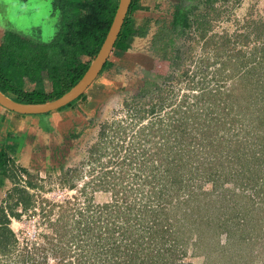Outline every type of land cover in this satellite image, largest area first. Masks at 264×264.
<instances>
[{
	"label": "rangeland",
	"instance_id": "374dc122",
	"mask_svg": "<svg viewBox=\"0 0 264 264\" xmlns=\"http://www.w3.org/2000/svg\"><path fill=\"white\" fill-rule=\"evenodd\" d=\"M174 1L144 0L149 9L136 10V16L142 23L139 29L145 28L138 38L144 51L152 41L157 49L156 36L163 31L158 25L167 26L161 37L168 52L177 56L178 74L153 91L149 103L137 109L121 107L120 97L135 93L142 69L151 67L150 62L143 67L119 61L122 72L112 81L120 85L118 97L109 87L104 89L107 74H116L113 68L104 71L105 82L92 85L89 93L99 99L89 112L95 108L97 116L101 114L97 121L106 117V123L102 134L96 121L76 139L78 147L66 155L72 168L63 177L59 169L32 171L34 187L25 189L30 194L25 209L12 205L16 194L10 190L12 182H18L17 172L3 181L0 200L6 197L2 203L18 212L8 223L17 246L34 238L44 242L41 235L56 233L61 239L57 245L73 248L72 234L105 224L117 236L122 229L145 236L153 234L158 226L154 221L161 218L162 223L171 222L170 235L185 240L186 254L176 257L178 263L264 264V141L258 138L264 130L245 117L241 125L228 121L240 113L230 100L241 91L236 94L239 83L248 79L249 84H264V0H190L192 13L202 22L180 30L170 27ZM25 2L32 14L34 1ZM145 17L153 20L143 23ZM42 78L48 90L49 77L43 72ZM235 138L245 142L241 161L233 159L230 150L236 147ZM88 139L89 147L84 145ZM171 183L181 186L175 190ZM233 212L238 215L231 220ZM168 234L161 236L164 245L174 243L168 242ZM200 236L207 239L203 247ZM161 237L156 244L162 243ZM6 254L0 253V264L8 261Z\"/></svg>",
	"mask_w": 264,
	"mask_h": 264
},
{
	"label": "trees",
	"instance_id": "16d2710c",
	"mask_svg": "<svg viewBox=\"0 0 264 264\" xmlns=\"http://www.w3.org/2000/svg\"><path fill=\"white\" fill-rule=\"evenodd\" d=\"M209 1L211 0H202V3ZM116 2L117 0H67L69 13L66 22L58 27L59 29L57 28L54 38L46 43H29L17 38L15 40L20 42H12L8 38L2 39L0 91L25 102L44 101L65 91L80 77L87 66L88 60H81L79 55L92 57L95 54L108 28ZM192 9H195V5L187 6L177 0L171 17L172 25L187 28L193 22H202L198 21L197 14L192 13ZM132 33L131 26L127 22L122 25L117 39L120 41V47L124 48L127 45ZM41 70H45L50 79L51 89L48 92L43 91L40 85ZM22 75L34 81L37 86L29 91L22 89ZM249 82L248 79H243L238 85L241 88L236 89V94L241 91L230 99L236 103L240 113L231 115L228 121L230 124L234 122L238 124L239 120L245 117L251 124L256 120L255 128L261 127L264 130V84L252 82L249 84ZM246 87L249 92L244 89ZM244 92L246 93L242 94L243 96L240 95ZM239 96L240 99H236ZM262 136L264 137L263 134L258 136L261 142L264 141ZM233 141V145L236 144V147L230 148L231 152H234L233 159L241 161L244 153L242 144L245 145V142L242 143V139L236 138ZM251 143L252 140L248 141V144ZM0 169L4 170L2 165ZM262 180L264 184V177ZM171 185L175 190L181 186L179 183H171ZM13 193L16 195L13 197L12 205L19 204L22 209L29 206L30 194L25 189L14 187ZM232 211L233 209H230V212ZM155 214L153 212L151 217L154 218ZM239 214L243 216V213ZM237 215L238 212H233L231 220ZM10 217L18 218V212L13 211L10 205L0 202V253L3 255L7 253L9 258L5 264H181L176 257L186 254L183 237L170 235L171 222L162 223L161 218L154 221L158 226L155 227L153 234L148 232L145 236L140 233L133 234L132 229H122L117 236L107 224L102 229H100L101 225H98L95 231L89 232L86 231L87 226H84L78 233L72 234L75 245L70 248L55 243L61 241L60 235L57 237L55 232L53 235H41L44 242L34 238L28 242L25 240L23 245L17 246L16 232L8 225ZM82 231L86 234L80 237L79 233ZM167 233H169L168 242L171 240L173 244L164 245V237L161 236ZM159 236L162 243L156 244ZM198 240L203 247L207 239L200 236ZM175 242L180 243L182 247L175 246Z\"/></svg>",
	"mask_w": 264,
	"mask_h": 264
},
{
	"label": "flooded vegetation",
	"instance_id": "af4514ba",
	"mask_svg": "<svg viewBox=\"0 0 264 264\" xmlns=\"http://www.w3.org/2000/svg\"><path fill=\"white\" fill-rule=\"evenodd\" d=\"M176 1L177 0H175L173 2V4H175ZM179 1H180V3L186 4L187 6H189V4H190V0H179ZM66 3H67V0H46L43 8L41 9V14L43 15V13H44V16L36 17L35 18L36 23L34 25L30 24L31 21H29L30 23L27 24L29 26H26V24H25V20H24L25 19L24 18L25 13L24 12H22L23 17L21 18V20L23 22H21V20H19L17 18V14L14 15L20 23L15 21V18H13L14 20L10 19L9 17L6 16V13L2 12L0 14V17H1V21H0V44L3 41L2 39H5V38H8V40L12 41V42H14V41L20 42V41L15 40V38H17L19 40H23V41H28L29 43H31V42L32 43L33 42L34 43H44V42L46 43V42L51 41L52 38H54V35H55L54 32H56L57 28L58 27L60 28L61 26H63L64 22H66L65 20L67 19L66 17L69 13L68 8H67L68 5ZM143 3H144V0H129L128 5L126 7V10L124 12L120 27L118 29V32H119L120 28L122 27V25H125L126 22L131 26V30L133 31V33L129 37V39L127 40L128 41L127 45L124 48L119 46L120 41L117 40L118 39V32H117L101 67L99 68V70L97 71V73L95 74L93 79L74 98H72L71 100H69L68 102H66L63 105L52 109L54 111H61L62 109L63 110L64 109H70L71 115L73 116L74 121H73V124H71V126H69L66 130H64L62 135L59 134L56 130H54V133L51 136V140H50V143H51L50 147L46 148L47 149L46 153H49V151L51 153L53 151H55V153H57V157L55 156L53 161L51 160V162L47 163L46 166L41 167L42 168L41 170H39V171L33 170L34 173H36V174H39L42 172L46 173L48 171V169H53V170L59 169V174H61L59 177H63L64 176L63 173L68 168H72V165L71 164L68 165V163H67L68 157L66 155L68 154L67 153L68 150L69 149L71 150V148L78 147L77 145H78L79 141H77L76 139L84 134V129H87L90 125H92V126L95 125L97 119L98 118L100 119V117H101L100 116L101 114L99 116H97V110L95 108L92 109L93 111L89 112L91 103H93L95 98H97L95 96H91V94L89 92H90L93 84H95V83H97V84L101 83L102 84V82H105V78L103 76V73L105 70L110 69V68H113L112 70H117L116 74H113L112 71L109 74H107L108 76L110 75L108 78L106 77L108 79L109 85L104 89H107L109 87L110 90H113L118 97L119 93L117 92L116 89L120 85L113 84L112 81L117 82V73L121 71V66L118 65L119 61L131 62L133 65H139V66H143V67H145V65L150 62L149 66L151 68H147V69L143 68L142 69V73L140 76L141 77L140 81L141 80L142 81L140 82L141 85H139V87L137 88L138 90L135 91V93H130V94L123 93V95L120 97V100H119L120 101L119 105L121 107H123V105H130V107H135V109H137L138 106L143 105V103H149L148 101L153 97V96H150V95L154 94L153 91L157 92L158 90L162 89V87L164 88V86L169 81V77L170 76L174 77V76H176V74H178L179 70L176 69V67H175L176 63L174 62V59L177 56L172 55L173 53L168 52L166 45H165V42L163 45L164 39H162L161 33H163V31H164V26H165V28L167 27L164 23H162V24L160 23L158 25V28L160 27V29L163 31L159 32L156 36V43L158 45L157 49L155 48L156 50L154 49V47H156V45L153 44V41L146 46L147 50H145V51L139 49V47H138V42H139L138 38H139V36H142L144 34L145 28L139 29L140 25L142 23H139V20L136 16V10H138V9L148 10L149 9V7H147ZM116 4H117V2H116ZM22 8L23 9L26 8V5H22ZM115 8H116V5L114 7V10H115ZM173 8H174V5H173ZM2 9H4V8H2ZM114 10H113V13H114ZM151 20H153L152 17H150V18L145 17V19L143 20V23L147 22V21H151ZM47 21H50L51 24H53V23L54 24L48 25ZM15 23H18V24H15ZM170 27L171 28L174 27L172 25V23L170 24ZM175 29L180 30V27L175 26ZM11 36H12V38H11ZM166 38H168V36ZM83 56H85L86 58L83 59L82 58ZM93 56L88 57L87 55H84V54L79 55L81 60H88L87 66H88L89 62L91 61V59L93 58ZM114 56H115V58H113ZM155 70L157 71V73L154 74L153 72H156ZM43 72L46 73V71L45 70L40 71V80H41L40 85H41L43 91L48 92L51 89L50 79L48 78L49 89L46 90L44 82H43V78H42ZM102 76H103V78H102ZM21 79H22L21 86H22V89H24V90L29 91V90H32L33 88H35L37 86L34 81L29 80L28 77H26L25 75H22ZM27 81H28V83L33 84V87L31 89H25L24 88L25 84H27L26 83ZM104 89H102V90H104ZM110 90H108V91H110ZM4 94H6V93H4ZM6 95L11 97V95H9V94H6ZM159 96L160 95H158V97ZM50 99H52V98H50ZM98 99L99 98H97L96 101ZM130 107H129V109H131ZM9 111H12V110H9ZM12 112H15V111H12ZM45 112L47 113L48 111H45ZM45 112H41V113H45ZM16 113H18V112H16ZM74 113H76V114H74ZM21 114H36V113H21ZM78 114H79V116H78ZM105 118L103 117V119L97 121V123H99V127L101 129V134L104 131V127H105V123H106ZM131 120H135V119H131ZM89 143H90V141L88 139V140H86L84 145L89 147V145H90ZM0 152H1V156H0L1 161L0 162H1V165L4 169L3 171L0 169V186L3 184V181L5 179H11L12 180L13 177L16 175V172H17L16 179L18 182H16V181L12 182L11 186L12 185L13 186H12L10 191L13 192V188L15 186H17V184L19 182H22V184H20V187H17V188L27 189L28 187H30V188L34 187L33 181L30 180L31 173H33V172L31 170H28L24 165L20 164L18 161H16L15 158H13V155L11 156V153H13V151L7 152L6 150H4V148H0ZM7 192H8L6 194V195H8L7 197H10L12 194L9 193L8 189H7ZM5 198L3 200L1 199L0 202L1 203L4 202Z\"/></svg>",
	"mask_w": 264,
	"mask_h": 264
},
{
	"label": "crops",
	"instance_id": "0c3cea01",
	"mask_svg": "<svg viewBox=\"0 0 264 264\" xmlns=\"http://www.w3.org/2000/svg\"><path fill=\"white\" fill-rule=\"evenodd\" d=\"M32 87V83L24 86L25 89ZM73 121L70 109L21 114L9 111L0 105V148H4L7 152L13 151L11 156L13 155V158L28 170L39 171L41 167L53 161L55 156L57 157V153L53 150L52 153L50 151L46 153L54 130L62 135Z\"/></svg>",
	"mask_w": 264,
	"mask_h": 264
},
{
	"label": "water",
	"instance_id": "95a60500",
	"mask_svg": "<svg viewBox=\"0 0 264 264\" xmlns=\"http://www.w3.org/2000/svg\"><path fill=\"white\" fill-rule=\"evenodd\" d=\"M25 1H29V0H0V10H1L0 14L2 12L6 13L7 17H9L10 19L15 18V21L20 23L18 19L21 20V18L23 17L22 12H24L25 13L24 20L26 26H29L27 24H29L31 18H33V16L31 15H34L35 18L39 16H44V13L43 15L41 14V9L43 8L46 0H33L34 13L32 12V14L28 13L26 11V8L24 9L22 8V5H26L27 7ZM128 2L129 0H117L116 8L112 15L111 21L108 25V28L105 32V35L96 53L94 54L93 58L89 62L88 66L86 67L82 75L67 90H65L60 95L52 99L44 100L41 102H25V101L15 100L0 91V105L8 110H12L18 113H41L59 107L65 104L66 102H68L69 100H71L72 98H74L93 79V77L101 67L107 55V52L110 49L111 44L118 32ZM15 14H17L18 19L14 16ZM0 21H1V17H0ZM21 22L23 21L21 20ZM35 23L36 21L34 19L30 24L34 25Z\"/></svg>",
	"mask_w": 264,
	"mask_h": 264
}]
</instances>
